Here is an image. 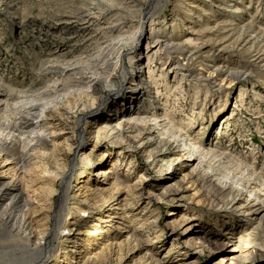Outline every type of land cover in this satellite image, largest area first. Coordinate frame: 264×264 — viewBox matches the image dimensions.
Instances as JSON below:
<instances>
[{"label":"rangeland","instance_id":"374dc122","mask_svg":"<svg viewBox=\"0 0 264 264\" xmlns=\"http://www.w3.org/2000/svg\"><path fill=\"white\" fill-rule=\"evenodd\" d=\"M161 1L0 0V94L17 98L3 106L1 122L24 118V101L57 106L45 105L51 135L24 168L0 154V188L6 181L20 190L0 197V217L18 218L26 200L38 237L32 247L43 246L68 175L59 238L44 264H264V0ZM133 32L145 38L122 40ZM153 36L171 42L159 50ZM107 42L123 55L108 82L113 67L102 68L99 56ZM94 71L102 78L87 90L81 77ZM127 108L173 121L180 139L209 145L220 157L210 160L218 179L187 141L156 156L166 136L132 128L122 118ZM228 174L239 175L236 192L213 196ZM245 180L260 200L240 187ZM14 196L21 202L13 206ZM8 249L28 257L22 247Z\"/></svg>","mask_w":264,"mask_h":264},{"label":"bare ground","instance_id":"6f19581e","mask_svg":"<svg viewBox=\"0 0 264 264\" xmlns=\"http://www.w3.org/2000/svg\"><path fill=\"white\" fill-rule=\"evenodd\" d=\"M159 1H161V0H159ZM154 3H156V2H153V3L150 2L151 5ZM157 4L160 6L161 5L165 6V2H162V1L157 3ZM129 15H130V13H129ZM150 17H152L151 13H150V15H147V17L143 16L140 19V21H138L139 22L138 26H141V28L145 27L147 24V20ZM121 37H122V40H124V41H129L133 37H136L138 42L142 41V39L145 38V36L142 35L141 32H138V33L133 32L131 35H126L124 33ZM150 40L152 43L155 44L154 47L156 49H159V50H162L164 47L168 46L169 43L171 42V41H169L170 39L169 40L166 39L165 41H162V39H160L159 37L157 38L154 36L150 37ZM105 47H109V49L102 48V50H100V51L105 52L108 50L107 53L106 54L101 53L99 56L103 57L102 60H103L104 67L102 66V68L106 69L105 65L108 63H109L108 66L113 67L112 70L106 71V73H105L106 74L105 81L108 82L109 80H111L112 72L115 70L116 67H119L120 63H122L123 55L119 51V48H121V47L119 46L118 43L107 42ZM136 52H137V50H136ZM139 54L138 55L136 54L134 57L139 58ZM142 59H143L142 57L139 58L138 61L141 63H139L138 65L142 66L145 64L142 62ZM141 70H142V67L136 69V74L133 76L134 78H133L132 83H131L135 87V89H137V90H140L142 88V83H140L138 81L139 80L138 78L141 75ZM120 73L124 76L122 69H120ZM93 75H95L96 77H90V76H86V75L81 77V79L84 80V83L86 85L85 88L87 90L94 87V86H97L99 83V79L102 78L100 71H98V72L94 71ZM138 93H140V92H138ZM132 95H133L132 101L137 102L138 101L137 95L134 93H132ZM141 95H143V94H141ZM14 98L11 96L10 93H7L6 95H3V96H2V94H0V113L3 111V106L5 108L6 104L9 101H14L17 99V98L16 99H14ZM13 104L15 107L18 106L17 102L13 103ZM45 105H50L53 108L57 107L56 104L51 100L48 103L45 102V104L43 106H39L38 104H34L31 101H27V102L24 101L21 106L26 110V116H25L26 119H25V117L23 118L20 116L13 121H8V122L3 124L1 122L2 120L0 118V154L4 153L3 154L4 156H11L10 158H14V164L17 166L24 168L26 158L29 155V153L34 149H39V147L41 146V144L44 140L45 141L49 140V137L51 135V129L49 128L50 125H48V122L45 121V117H46ZM133 115L134 114L131 113V111L127 108L126 111L124 112L123 116H122V118L123 117L126 118V121L128 123L135 124V125H133L132 128H136L137 126H140L142 128V131H147V132L152 133V134L153 133L156 134L158 132L157 129H159V136L160 135L166 136V139H164V141H161L163 143L162 147L154 152V154L156 156H160V155L168 153V152L175 153L178 151L179 148L185 147L187 145V143H186V141H187V142H189L192 151H195V152L197 151L199 153L198 159H200L201 162L198 164H200L201 166L204 165L203 168L205 169V171L211 170L213 177H217V179H218V176H219L218 169H215L210 165V160L213 158L219 157V154L216 151L212 150L209 147V145L205 144V146H204V144H202V143L201 144L200 143L196 144L193 142L190 143L189 140H186V138L187 139L189 138V137H187L188 135L185 136V138L183 137V139H180L181 133L175 129V127L179 128L180 127L179 125L177 126L173 121H171V122L167 121V122L162 123L160 121H162L163 119L160 120V119H158V117H154L155 115H153L152 112L145 113V116H142V115L133 116ZM84 120H86V116L83 118V121ZM2 127H4V128H2ZM111 129H113V130L117 129L116 132L119 133L120 135L123 131L121 129V127H117V126H112ZM156 135H158V134H156ZM161 140H162V138H161ZM50 141H52V140H50ZM13 151H14V153H13ZM16 151H17V153H15ZM149 157H151V156H148V158ZM221 157H223V156H221ZM195 160H196L195 155H193L191 161L194 162ZM172 162H173V160L168 161L166 164L170 165ZM239 169L242 171L243 175L246 174L248 177L253 176L252 174H250V172H248V169L242 168L241 165L239 166ZM111 172L112 171L110 169L103 170L104 174H108ZM238 176L228 174V175H226V177H227L226 180H219L218 181L219 187L214 190L213 196H218V197L224 196V195L226 196L228 193L236 192L233 184L236 183L235 181H236V179H238L237 178ZM68 179H69L68 175H66L64 177L63 183L61 184V187L58 189L59 190V198L57 200V207H56L57 213L53 218L52 226L49 228V230L44 231V233H43L44 237L42 236L43 238H41V242L43 240V246L42 245L41 246H34V247L31 246L32 237H34L36 239H38V237H36V235L33 233V231L30 228L31 225L33 224V222H35V217L31 213L30 208L28 207L26 200L22 201L24 203V206L22 205V207H24L25 210L23 209L20 211L21 213H19L20 215L18 216V218H16V216H14L15 219L12 218L11 215L7 213V211L2 213V218L0 217V264H44L45 261L48 260L49 256H47V255L49 254L50 249L54 250V248H52L53 242L59 238L57 235V228L60 224L61 213L64 209L65 203L68 200V197L70 194L69 190L67 188V180ZM249 179H250V177H249ZM241 181H243V180H241ZM259 182L262 186H264L263 182H261V181H259ZM8 183H10V182L5 181V183H3V185L1 186L0 197L3 196L4 194H7V195L12 194L13 192H17V194L19 193L20 190L18 189V187L15 184L11 185L9 188H5L6 184H8ZM242 183H243V185L240 187L243 190H245L246 195H249V196L254 195L255 200H257V199L260 200V197L258 196V194H254L252 191V187H254L253 186L254 183H251L250 180H245ZM116 185H118V182L116 183ZM236 185H237V183H236ZM10 197H12V196H10ZM20 198L21 197L18 198V196H14L11 199V204L15 205L18 202H21V201H19ZM8 206H11V205H8ZM248 210H250V212L251 211H253V212L258 211V209L254 208V207H250ZM6 221L10 222V224H11L10 233H9L10 234L9 237H11V239H9V240H4L2 238V232H4L3 226H4ZM65 229H67V228H65ZM66 238H68V237H66ZM12 239L16 240L15 242H17V243L12 241ZM9 247H14V248L22 247L27 252L25 254H27L28 257L27 258L16 257L14 255V253L10 254L9 253L10 249H8ZM22 252H24V251H22Z\"/></svg>","mask_w":264,"mask_h":264}]
</instances>
